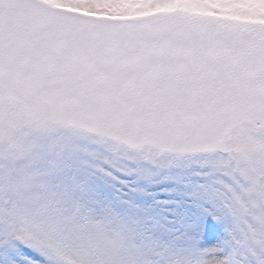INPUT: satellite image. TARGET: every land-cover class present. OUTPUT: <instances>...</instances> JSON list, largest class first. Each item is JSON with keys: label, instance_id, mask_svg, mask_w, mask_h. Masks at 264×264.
<instances>
[{"label": "snow or ice", "instance_id": "1", "mask_svg": "<svg viewBox=\"0 0 264 264\" xmlns=\"http://www.w3.org/2000/svg\"><path fill=\"white\" fill-rule=\"evenodd\" d=\"M0 264H264V0H0Z\"/></svg>", "mask_w": 264, "mask_h": 264}, {"label": "rangeland", "instance_id": "2", "mask_svg": "<svg viewBox=\"0 0 264 264\" xmlns=\"http://www.w3.org/2000/svg\"><path fill=\"white\" fill-rule=\"evenodd\" d=\"M213 223L215 224L216 222L215 221H213ZM218 229H220L221 230V232H222V235H224V229H223V225H219L218 227H217ZM216 235H219L218 233H216ZM212 245H214V244H212ZM211 245V246H212Z\"/></svg>", "mask_w": 264, "mask_h": 264}]
</instances>
